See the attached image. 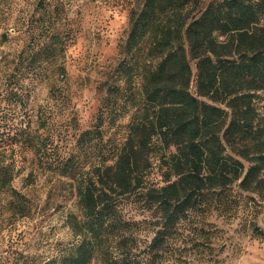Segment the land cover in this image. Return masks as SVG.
Here are the masks:
<instances>
[{
	"label": "trees",
	"instance_id": "obj_1",
	"mask_svg": "<svg viewBox=\"0 0 264 264\" xmlns=\"http://www.w3.org/2000/svg\"><path fill=\"white\" fill-rule=\"evenodd\" d=\"M75 1L0 0V48L13 45L0 82V149L16 160L46 152L27 111L38 84L64 76L58 61L75 39ZM127 19L124 57L97 118V126L103 116L111 126L127 118L122 138L87 168L72 153L45 164L70 181L79 210L69 220L75 243L47 264H162L176 227L207 194L236 185L264 200V1L139 0ZM92 134L81 133L78 146ZM154 141L173 150L161 158L158 188L147 181ZM16 166L0 164V192ZM130 196L150 221L127 218ZM142 224L153 237L140 249Z\"/></svg>",
	"mask_w": 264,
	"mask_h": 264
},
{
	"label": "rangeland",
	"instance_id": "obj_2",
	"mask_svg": "<svg viewBox=\"0 0 264 264\" xmlns=\"http://www.w3.org/2000/svg\"><path fill=\"white\" fill-rule=\"evenodd\" d=\"M138 2L76 0L73 4L69 27L75 39L58 61L64 76L38 84L27 111L31 128L42 126L37 134L46 148L44 156L41 161L29 155L16 160L15 152L0 149V164L17 165L10 186L0 192V264H47L75 243L69 226L70 217L79 214L74 190L70 181L45 164L72 153L87 168L122 138L127 118L113 126L104 116L97 126V118L106 83H114L124 57L121 47L127 38L128 11ZM12 46L0 48V82L6 68L4 58L10 57ZM258 96L257 103L264 106V92ZM85 131L93 132L96 140L81 148L77 141ZM154 145L147 181L158 188L165 185L162 159L173 150L163 151L157 141ZM123 210L136 222L152 219L143 200L134 196L123 201ZM136 229L138 246L143 249L153 237V226L142 224ZM170 260L173 264H264V200L236 185L207 194L204 206L176 227L168 254L160 259L162 264H171Z\"/></svg>",
	"mask_w": 264,
	"mask_h": 264
}]
</instances>
